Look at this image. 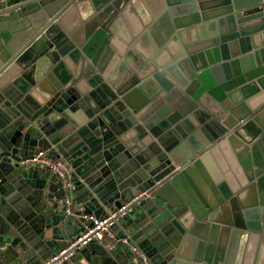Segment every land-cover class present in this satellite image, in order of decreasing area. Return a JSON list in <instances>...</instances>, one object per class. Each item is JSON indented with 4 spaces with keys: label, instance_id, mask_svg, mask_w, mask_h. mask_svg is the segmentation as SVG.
I'll return each instance as SVG.
<instances>
[{
    "label": "water",
    "instance_id": "95a60500",
    "mask_svg": "<svg viewBox=\"0 0 264 264\" xmlns=\"http://www.w3.org/2000/svg\"><path fill=\"white\" fill-rule=\"evenodd\" d=\"M26 149L91 212L137 198L65 264H264V0H0L1 264L74 234Z\"/></svg>",
    "mask_w": 264,
    "mask_h": 264
},
{
    "label": "built area",
    "instance_id": "2783aa9c",
    "mask_svg": "<svg viewBox=\"0 0 264 264\" xmlns=\"http://www.w3.org/2000/svg\"><path fill=\"white\" fill-rule=\"evenodd\" d=\"M47 151L40 150L38 153L23 159L21 166L27 168L40 167L49 171L57 183L61 184L59 188L61 194V204L63 215L67 219H79L82 221L80 233L74 236L65 248L54 253L49 259L41 264H65L70 261L83 248L90 244H103L106 238H112L111 228L121 217L124 211L129 208L137 198L124 204L118 209H111L102 216H96L93 213L77 214L74 207V200L71 198L73 171L62 157L49 155ZM122 242H126L125 239ZM4 246L0 244V253ZM133 251L139 256L140 264H149L143 253L133 248Z\"/></svg>",
    "mask_w": 264,
    "mask_h": 264
},
{
    "label": "crops",
    "instance_id": "0c3cea01",
    "mask_svg": "<svg viewBox=\"0 0 264 264\" xmlns=\"http://www.w3.org/2000/svg\"><path fill=\"white\" fill-rule=\"evenodd\" d=\"M151 43L153 44V40H151ZM32 155V151L30 149H26L24 152V156H30ZM51 155L54 154H50L49 156L52 157ZM18 162H16L17 166L19 168H21L20 163H19V159L17 160ZM26 169V170H25ZM35 170V171H34ZM24 172H28L31 173L32 171H34L36 173V175L40 178H45L46 177V169L40 168V167H33V168H24V170H22ZM52 178L54 179V177L52 176ZM52 179V183H53V189L56 191L55 193H58V197L61 198V194L60 191L58 190L61 187L60 183H57L55 181V179ZM74 181V180H73ZM75 183L72 182V187H74ZM71 198L73 199V190H71ZM74 200V199H73ZM74 207L76 208V213L77 214H84V213H93L96 216H102L104 215L107 211L113 209V207H97L96 210L94 212H91L88 210V208H86L83 204L80 205H76V203L74 202ZM69 223H74V234L73 237L78 235L82 229V221L79 219V217H76V219H68L67 220ZM116 226L113 225L111 228V234H112V238H106L105 242H108L109 244H112L115 242V238L117 237V231H116ZM116 231V232H115ZM104 242V243H105ZM97 247H101L102 244H95ZM260 257L263 259L264 261V253L260 254ZM0 264H1V260H0Z\"/></svg>",
    "mask_w": 264,
    "mask_h": 264
}]
</instances>
